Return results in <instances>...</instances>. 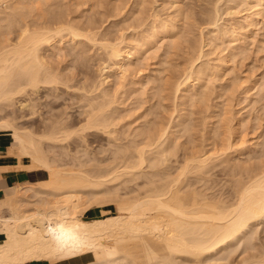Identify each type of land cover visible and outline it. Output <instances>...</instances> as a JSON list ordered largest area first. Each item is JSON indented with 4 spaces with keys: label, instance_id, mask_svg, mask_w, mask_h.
<instances>
[{
    "label": "bare ground",
    "instance_id": "1",
    "mask_svg": "<svg viewBox=\"0 0 264 264\" xmlns=\"http://www.w3.org/2000/svg\"><path fill=\"white\" fill-rule=\"evenodd\" d=\"M30 1L29 0H3L2 3L4 2V5L1 6L2 4H0V136H2L3 138H5V137L7 138L8 150L6 151V153H4V155L14 156L17 159H19V164H17V166H14L13 168H15V169L43 168L47 171L48 175L42 181L17 183L14 186L5 189L3 197H0V235H3V237L0 238V264H21L24 261L32 260V259H34V260L43 259V260H47L51 263H56V262L58 263L59 261H64V260H72V261L77 260L78 262H82V264H184V262L185 263L189 262V264L190 263H192V264H203L204 263L203 257H205L206 254H208L210 252H214V251L219 252V250L224 251L227 248V245L231 244V242H233L234 239L236 240L241 233L245 234L243 232H246L245 230L254 221L264 217V163L263 162H261V164H260V165L263 164V166L261 167L259 165V168H257L258 167L257 166L255 168L256 171H254L253 173L250 170L252 169V167L254 165L251 167L250 170H248L249 173H248V171L245 170L248 167L245 166L246 167V168L244 167L245 169L242 168L243 170H245L248 173V176L240 173L241 171H243V170L240 171V169H239L240 172L237 171V173H235V174H238L240 176L239 178L237 177L238 175H235L237 177V179L236 178L233 179L234 174L232 176L230 175L231 176L230 178H232L233 181L235 180L234 183L237 184V185H235L237 187V189H236V197H234V201L229 200L230 202H227L228 200H222L220 198L217 199L218 196H217V198L216 197L214 198V196L212 198L211 196H208V194L205 193L206 192L205 190H203V191H205V192H203L199 188H198V190H196V188H192L194 190L186 189L189 191L183 190V188L185 187L184 185L186 184V183H184V185L182 184L183 177H186L188 175L187 173L193 171L194 168H195V171H196V168L199 170H205L206 165H207V161L210 160L212 162V160L216 159V158L213 159L209 155L211 153V151L213 152L215 149L211 150V151L209 150L210 151L209 154H208V152L206 153V155L208 154L210 157L209 156L201 157L202 155L201 156L196 155L197 157L194 156V163L195 164L193 162L192 163H189V162L186 163V165L179 172L178 177H176L172 180H170V178H169L168 181L159 183V181H162L166 177L164 175L167 174V172H168V171H162L163 169L159 171V167L162 166L164 163H166L168 161V159H170L169 158L170 153H173V150L175 149L174 148L175 145L173 146V144H171L169 142L171 140L170 137L174 134L173 132H172V135H170L168 133V128H170V127L158 128L159 126L158 127L151 126L145 131H143L142 127H141V131H139L140 130V125H139L138 130H137L139 132L136 134L137 135L139 134V136L140 135L144 136L143 139L141 137V139H142V140L140 139L141 141L135 140L136 138L139 137L136 135L137 137L135 139H132L131 137L129 138V136H128L129 139H127V141L128 140L129 141L126 142V137H124L122 135L125 138V142H123L124 141V138H123L122 143H120L121 141H118V139L120 138L119 140H121L122 138L121 137L118 138V136H114V133L116 132L115 126H116L117 122H119V120L117 121V119H121V117L119 118L120 115L117 112L121 111L123 109V107L125 106L124 105L121 109V103H123L125 101L122 97L125 92L122 94L123 90H122V92H120L119 89L112 90V85L109 84L110 85L109 86L108 83H111L113 80L111 78H114V77H116L114 79L115 81L117 80V78H118V80L120 78V81H122L123 77H125L124 80L126 82L127 74H129V73L126 74V72L130 68H132V66L134 64L136 65V62L139 63V61H140L139 60V61L134 62L135 57L137 58V57H139V55H142V54H139V53H141V51H143L149 44L153 45V43L156 42L155 40L152 41L153 38L151 40H149V38L153 37L154 35H151V37L146 38L148 40H146V41L144 40V42L140 40V38L142 39L143 36L140 37L138 39L139 42L136 40L139 43L138 46L136 44H135L136 46H133L132 43L130 42V40L128 39V37H130V39H132L131 38L132 34L131 35L129 34V36H128V34H126L125 32H122V31L120 34H118L119 36L117 34H115L118 37L115 39L113 38L114 40L108 38L107 34L104 31L99 30L100 26H98V20L93 19V17H92V19H88V20H84V21L81 20L82 11L80 12L78 10L79 9L78 6L86 4L88 2V0H72L73 5H76L77 8H72L71 10L67 9L68 11L62 10L58 6H56V8L58 7V9H54V7H55L54 3H53L54 1H51V0H33V1H35L34 3L36 5L33 2H32L33 3L32 4ZM258 2H260V1H258ZM97 3H98V1H97ZM92 4L94 5L95 3H92ZM93 5H91V6H93ZM114 7H113V9H114ZM178 7H180V6H178ZM116 8H118V10H119L120 7L117 6ZM179 9H181V7ZM177 11H180V10H176V12ZM177 13H179V12H177ZM163 22H165V21H163ZM160 24L161 23H159V25ZM32 25H33V28H32ZM171 26H173V25H170L169 27H171ZM127 27L128 26H125V29ZM169 27L168 26L167 27L161 26L158 29L156 28L157 30L155 28H153L154 30H156L154 32L155 37L157 38L158 35H160V34L163 35V34L167 33L169 31ZM129 28L131 29V26ZM130 29L127 28V30H130ZM146 29H148V27ZM15 31L17 32V35H16ZM13 32H15L16 37L11 36V34ZM131 33H133V32L131 31ZM138 33L140 34V32H138ZM170 33H171V31H170ZM181 33H179V35L182 38L183 33H182V35H181ZM142 34H143V32H142ZM151 34H153V32ZM203 34H205V33H203ZM173 35H174V32H173ZM161 37H163V36H161ZM235 37L237 38L238 36H235ZM56 38H59L58 44L53 42V40ZM135 39H136V37H135ZM144 39H145V36H144ZM167 39L168 38L166 37L165 38L166 42H169V40H167ZM169 39H172V38L169 37ZM173 39L176 40L175 37ZM173 39H172V41H173ZM83 40L86 41L87 44L89 43V44H91V46L99 47L100 49H102L101 51H104L103 53H104L105 57L102 56L104 59H101L103 61L99 60L100 63L101 62L104 63V64L102 63L103 66L100 65L102 70H103L102 71L103 76L100 75L101 79L100 78H99V80L97 79L98 81H96V80L88 81V79L83 80L82 78L84 77V75H83V77L80 76L81 78L78 79L77 77H79V75H80L79 73L83 72L82 69L76 74L70 73V74L65 75L61 72L62 67H61V69H59V67L57 68V66L52 65L49 61L50 53H52L50 51H55L54 49H56V47L59 49V51H60V49H61V51H62V49H64L65 44H72L76 48L82 44L86 45V42L84 43ZM132 40H134V39H132ZM162 40L165 41L164 39H162ZM186 40H188V39H186ZM210 40L211 39H209V41ZM56 41L58 42V40H56ZM151 41L153 43H151ZM238 41H239V39L237 40V43H238ZM176 42H178L177 44L181 43V45H182L183 42H185V41L182 40V42H181V39H180V42L179 41H176ZM210 42H212V40ZM210 42H209V44H210ZM162 43H164V42H161V44ZM169 43H168L167 48H169V46L173 47V45H169ZM174 43L175 42H173L172 44H174ZM207 43H208V41H207ZM181 45H179V46L177 45L178 48ZM202 45H203V42H202ZM202 45H201V47H202ZM158 46H156V47H158ZM65 47H66V45H65ZM199 47L197 46L198 50H200ZM234 47H235V44H234ZM173 48H175V47H173ZM215 48H216V46H215ZM216 49H218V47ZM234 49H236V48H234ZM79 50H81V48H79ZM168 50H170V49H168ZM242 50H243V48H242ZM85 51L86 50L83 49L81 52L84 53ZM151 51H152V47H151ZM237 51H239V50H237ZM77 53L79 54L80 51ZM231 53H233V52H231ZM234 53L237 56L238 52L237 53L234 52ZM240 53H242L241 50H240ZM227 54H228V52H227ZM227 54H225V55H227ZM191 55H193V54H191ZM196 55L197 54H195V58H193L194 55L192 57L190 56L191 60H192V58H193V60L196 59ZM231 55H233V54H231ZM100 56H101V54H100ZM143 56L146 57L145 55H143ZM144 57H143V59H144ZM84 58H83V62H84ZM139 58H141V57H139ZM218 58L222 59L221 60L222 62L220 64L223 65V60H224L223 56L220 57V54H219ZM80 59H82V58H80ZM209 59H211V58H209ZM209 59L207 58L208 62H209ZM225 59H226V57H225ZM200 60H201V58H200ZM162 61H163V59H162ZM82 63L80 62V64H82ZM207 63H205L203 65H206ZM80 64L78 65V67L80 66ZM168 64H169V62H168ZM191 64H192L191 67L189 66L190 63H189V65L187 64L189 66V69L186 72H188V73L186 75L183 74L184 77L186 76L185 80H187V79L190 80L195 76V78L199 79L200 81L201 80L204 81L205 79H201L203 77V73H204V71H203L204 69H202L204 66L201 67V64H199V67H196L198 69H195L193 61L191 62ZM83 65L84 64H82V66ZM135 65H134V67H135ZM187 65H185V66H187ZM215 67H216V65H215ZM215 67H213L214 68L213 70L217 69V68L215 69ZM185 68L183 69V71L185 70ZM135 69H137V65H136V68H134V70ZM207 69H209V68L207 67ZM138 70H139V68H138ZM155 70L156 71L153 73H156L158 69L155 68ZM159 70H161V69H159ZM213 70L210 69V71H213ZM133 71H130V72H133ZM162 71L163 72H158V74H160V73L165 74V72H164V71H166L165 67H164V70H162ZM210 71H209V73H210ZM229 71L230 70H228V73H229ZM186 72H184V73H186ZM133 74H136V72L134 71ZM158 74H156L157 79L155 78L156 83H157V80L160 78L158 76H160V75L162 76V74H160V75H158ZM215 74H216V71H215ZM215 74H213V75L215 76ZM222 74H223V72H222ZM230 74H232V73H230ZM144 75H143V77H144ZM166 75H164V78L167 77ZM211 75H212V73H211ZM213 75L211 77H213ZM216 75L217 76H215V77L218 78V74H216ZM132 76L133 75H131V77ZM205 76H208V75L206 74ZM224 76H225V74H224ZM85 77H87V74ZM181 77H180V81L182 79ZM221 77H223V76H221ZM232 77H233V75H232ZM121 78H122V80H121ZM150 78H149V80H150ZM161 78L164 79L163 76ZM161 78H160V81L158 80L159 82H161ZM178 78L175 80H179ZM213 78H211V79H213ZM231 78H230V80H232ZM145 79H147V78H145ZM169 79L171 81V79H173V78H169ZM219 79H221V78H219ZM153 80L151 79V81H153ZM165 80H166V78H165ZM165 80H162V81H165ZM131 82H133V81H131ZM138 82L139 81H137V83H136V81H135L136 84H140V86H142L141 83H138ZM177 82L178 81H175V83L174 82L173 83L176 84ZM204 82L206 83V81H204ZM225 82L223 84L226 85L227 82L226 83ZM231 82H233V80ZM168 83H172V82H169V80H168ZM168 83H167V85H169ZM209 83H211V80ZM60 84H62L63 86H66L65 87L66 89L67 88H69V89L73 88L74 91H76V90L78 91L77 93H75L76 95L75 94L74 95L78 98L76 100H79L78 106H80V107H77V110H78V108H81L79 110V113L83 116V119L85 120V122L83 121L84 123L82 122L83 124H81L79 126L76 125L77 122H76V120H73V118L70 117V112L68 113V111H62V110L56 109L55 103H53L54 99L50 98V97L52 95L56 94L54 92V89H57V91H58ZM144 84H143V86H144L143 88H146L149 85L148 83H147V86H145L146 84L145 85ZM154 84H152L153 85L152 87H154L155 85H158V84H155V85ZM159 84L162 87L157 86L158 88L155 87V88H157L156 90H159L160 88L161 89L164 88L161 83H159ZM182 84L184 85L185 82L184 83L182 82ZM182 84L179 83V86L176 85L178 87L177 91L183 87L182 86L180 88V86ZM191 85H193V83ZM208 85H210V84H208ZM121 86L124 87L123 84ZM170 86H171L170 87V89H171L173 87V85L171 84ZM126 87L128 88L127 85H126ZM129 87H131V86H129ZM228 87H230V86L228 85ZM117 88H118V86H117ZM137 88H138V86H137ZM139 88H141V87H139ZM211 88H212V85H211ZM222 88H224V87H222ZM66 89H64V92ZM164 89H167V88H164ZM164 89H162V90L164 91ZM205 89H207V91H208L209 87L206 86ZM226 89H227V87L224 90H226ZM144 90L145 89H143V91H142V89H141L140 91H142L144 94H146L147 93L146 91H148L149 89L146 88V91H145L146 93L144 92ZM162 90H159L160 94L162 93ZM215 90H218V89H215ZM224 90L223 91L221 90V92H224ZM140 91L138 90V92H140ZM152 91H153V89H152ZM154 91H153V94H154ZM173 91H176V90L173 89ZM202 91L204 92L205 90H202ZM142 92L139 94L143 95ZM167 92H168V90H167ZM182 92H183V90H182ZM186 92L187 91L184 92V95ZM201 92H198L199 95L201 94ZM176 93H179V91ZM176 93H174V94H176ZM190 93H189V95H190ZM195 93H197V91ZM127 94H130V93L127 92ZM131 94H133V93H131ZM137 94L138 93H136V97L138 98ZM147 94H149V93H147ZM157 94L158 93H155L153 99H155V96ZM222 94H224V93H222ZM222 94H221V96H223ZM133 95H135V94H133ZM165 95H166V93H165ZM193 95L194 94H191L190 97L192 98ZM196 95H198V94H196ZM205 95L207 96V92ZM209 95L207 97H211V94H209ZM75 96H73L74 98H72V99H75ZM143 96H145V95H143ZM143 96L140 95L139 99H141V97H143ZM167 96H168V94H167ZM146 97H148V96H146ZM152 97H153V95H152ZM159 97L161 100V96H159V94H158L157 99ZM185 97H187V95L183 96V98H185ZM203 97L204 96H201L200 100L203 101V99H202ZM207 97L205 99H207ZM139 99H136V100L139 101ZM147 99L148 98H146V99L142 98V100H147ZM181 99H182V97H181ZM209 99L210 98H208L206 101H208ZM129 100H130V98H129ZM173 100H174V98H173ZM195 100H197V99H194L193 102ZM200 100L198 97L199 103H200ZM175 101H176V99H175ZM127 102L128 101H126V104H127ZM157 103H158V101H157ZM161 103H162V101H161ZM180 103L182 106L183 103L181 100H180ZM180 103H178V104H180ZM135 104L133 103V105H135ZM188 104H189V102H188ZM191 104H189V105L192 106ZM208 104H209V102H208ZM218 104H221V103H218ZM141 105L143 106V103ZM151 105H153V103ZM162 105L164 106V104H162ZM186 105H187V103H186ZM189 105H188V108H191V107H189ZM128 106H127V108H128ZM130 106H131V104H130ZM158 106H159V104H158ZM176 106H179V105H176ZM193 106H194V103H193ZM218 106H220V105H218ZM57 108H59V106ZM119 108L121 110H119ZM183 108H184V106H183ZM225 108H226V106L224 107V109ZM137 109H139V108H137ZM155 109H156V107L154 108V110ZM177 109H180V108H177ZM184 109H182V112L184 111ZM63 110H64V108H63ZM134 110L135 109L133 108V111ZM186 110H185V112H186ZM191 110H192V108H191ZM226 110L227 109H225V111ZM148 111H150V108ZM148 111H147V113H148ZM151 111L153 114L154 111L153 110H151ZM122 112L123 111H121V113ZM125 112H126V110H125ZM218 112H219V110H218ZM190 113H192V112H190ZM190 113H187V115ZM156 115L158 116V114H156ZM179 115H180V113H179ZM179 115L177 113L176 117H179ZM184 115L186 116V114H184ZM214 115H213V117H214ZM219 115L221 116V114H219ZM80 116H78V117L80 118ZM160 116H161V118H163L162 115H160ZM163 116L165 117V115H163ZM182 116L183 115H181V117ZM191 116L190 117L186 116L185 118L186 119L189 118V121H191V119H192ZM143 117L144 116H142V118ZM74 118L76 119V117H74ZM145 118H143V119H145ZM152 118H153L152 121H154L155 117H152ZM136 119H137V117H136ZM222 119H224V118H222ZM127 120H125L126 121L125 123L129 122L131 119L129 121H127ZM134 120H135V118H134ZM167 120H168V118L165 119L166 122H167ZM80 121H82V120L78 121L79 124L81 123ZM152 121H150V123L149 122L148 123L151 124ZM165 121H163V122L165 123ZM178 121H179V119H178ZM223 121H221V122H223ZM132 122H134V121H132ZM163 122H162V124H163ZM170 122H173V121H170ZM174 122L176 123V121H174ZM191 122H189V126L192 125ZM218 122H217V125L219 126L220 123L218 124ZM181 123H182V121H181ZM229 123L227 122L228 125H229ZM124 124L122 125L123 127H124ZM139 124H141V123H139ZM143 124H145V123H143ZM172 124L174 125V123H172ZM206 124H207V122H205V126H206ZM128 125H126V126H128ZM167 125L169 126V124H167ZM179 125H180V123H179ZM181 125H183V124H181ZM212 125H213V123H212ZM221 125H222V123H221ZM224 125H225V123H224ZM119 126H120V124H119ZM119 126H117V127H119ZM130 126H128V129L130 128ZM136 126L135 127L131 126V129H132V127H134L136 130ZM141 126H142V124H141ZM144 126H146V125H144ZM162 126H165V125L163 124ZM235 126L236 125H234V127ZM178 127H180V126H177V128ZM183 127H184V125H183ZM192 127H194V126H191V129H193ZM207 127H208V124H207ZM210 127H212V126H210ZM224 127L225 126H223L222 128L224 129ZM177 128H176V130H177ZM229 128L231 129V127H229ZM94 129H98V131L105 132L106 134H109V136L113 137V138L110 137L111 139L109 141H110V144L115 146V148L111 150L112 152L109 156V159H111V160L108 162V164H109V167L112 166V170H113L114 174L110 175V171L108 170L109 176L106 175V174H108V173H106L108 167L105 165L104 166L101 165L102 162L105 161V158L100 157L101 155L100 156L98 155V158H97L98 164L96 165V163H95L93 166V169H90L92 166L91 167L87 166V162L89 160L88 159H82L83 157H81V155L76 156V160H77L76 163L77 164H75L74 167H67V168L64 167L63 168V167H61L62 164L60 165L58 163V160L56 159L57 157H55V155H52L53 153L51 155L48 153L49 149H56V147H59V145H62L61 143L63 141L70 138L74 134L82 137L81 139H83V137L85 136L84 133L87 130L95 131ZM117 129H119V128H117ZM131 129H129L127 131L130 132ZM174 129H175V127H174ZM187 129H185V131ZM191 129L189 128L188 131H190ZM213 129H212V131H213ZM218 129L219 128H217V130ZM135 130H133V132ZM169 130H171V128ZM121 131H123V130H121ZM121 131H120V133L123 134V132H121ZM208 131H210V130H208ZM227 131L229 133V130H227V126H226L225 132H227ZM234 131L236 132V130H234ZM87 133H89V132H86V134ZM181 133L183 134V132H181ZM190 133L188 134V136H190ZM216 133H217V131H216ZM216 133H215V135H217ZM213 134H214V132H213ZM227 134H226V137L229 136V134L228 135ZM134 135H135V132H134ZM180 135L181 134H179V136ZM191 135H192V137L190 136L191 139L192 138L194 139L193 134H191ZM78 136H75V137H77V139L79 140L80 138ZM181 136H183V135H181ZM132 137H133V135H132ZM176 137H177V135L175 136V138ZM185 137H187V136L185 135ZM190 137H188V139ZM229 137H231V135ZM191 139H189V140H191ZM226 140H228V137ZM186 141H188V140H186ZM223 141H225V140H223ZM189 142L192 143V141H189ZM221 142H222V139H221ZM225 142L227 144V141H225ZM176 143H178V142H176ZM181 143H182L181 145H183V144L185 145L184 142H181ZM193 145L195 146V144H193ZM215 145H217V144H215ZM215 145L213 147H215ZM224 145L225 144L223 143V146ZM83 146H84V144H83ZM62 147H64V146H62ZM186 147L189 148L188 146H185L184 149ZM237 147H238V145H237ZM199 148L197 147V149H199ZM217 148H218V146H217ZM217 148H216V150H217ZM226 148L227 147L225 146L224 149H226ZM241 148L239 147L240 150H241ZM89 149H91V148H89ZM107 149H108V147H107ZM179 149L181 150V148H179ZM184 149L182 151H184ZM190 149H192V148H190ZM220 149H219V151H220ZM229 149L232 150L235 148H229ZM194 150H195V148L193 149V151ZM201 150H203V149H201ZM205 150L206 149H204V151ZM235 150H237V148ZM199 151H200V149H199ZM76 152H79V150L77 149ZM87 152H88V150H87ZM186 152H187V150H186ZM188 152H189V150H188ZM190 152H191V150H190ZM218 152L216 151V153H218ZM222 152H224V151H222ZM220 153H218V154L220 155ZM227 153H228V151H227ZM228 154H230V153H228ZM217 157L219 158V156H217ZM208 158H212V159L208 160ZM59 160H60V158H59ZM90 161L88 163H90ZM70 163H72V162H70ZM145 163H147L148 166L150 167L149 171L143 170L144 166L146 165ZM108 164H106V165H108ZM88 165H90V164H88ZM208 165H209V162H208ZM10 166L12 167V165H10ZM10 166L9 167L0 166V175H5L8 171V169L11 168ZM95 166H97L98 168L100 167L99 169L104 168V169H101L103 171L101 173H104V174L101 175V173L99 172V174H100L99 177H104L103 175H105V177L108 178L111 176L110 179L109 178L108 179L105 178V180L99 179L97 174H94V172L97 171V169H98ZM167 166L168 165H166V167ZM94 167L96 168V170H94ZM120 168H122V169H120ZM109 169H111V168H109ZM92 170H94V171L92 172ZM101 170H99V171H101ZM232 170H234V169H232ZM236 170H238V169L236 168ZM97 172H95V173H97ZM238 172L240 174H242L243 176H245L246 179L243 180V178H242L243 176L240 175ZM193 174H195V173L193 172ZM127 176L129 179H126ZM141 177L145 178L144 184L145 185L147 184V186H148L147 190L144 191L145 193L143 195L140 194L139 190H138L139 191L138 194L136 192V196H135V194H133L134 197H133V195H132V197H130V195L127 196V195L121 194L123 189H125L126 187H129L125 184L126 187L123 189H120L122 187V185H121L122 183L123 184L127 183L126 181H132L131 183H133V180L136 181L138 178H141ZM201 179H203V178L201 177ZM184 180H186V179H184ZM113 181H115V183L117 182V184L114 185L112 183ZM121 181H125V182H121ZM206 181H207V178H206ZM108 182L113 184L112 185L113 187L115 186L114 188L112 187L109 190L110 192L108 190H106L107 192L105 190L104 191L101 190V192H100V190L99 191L96 190V189H99L100 185L102 188L108 189L110 187L109 185H111V184H109L107 186L108 187L107 188L105 183H108ZM118 182H121V184H119ZM24 184H27V185L24 186ZM102 185L103 186L105 185V186L103 187ZM120 185H121V187H120ZM138 185H140V183H138ZM205 185H203V186H205ZM210 187H212V186H210ZM230 187H231V185H230ZM208 188L209 187H207V189ZM203 189H205V188H203ZM127 190H126V192H127ZM234 191L235 190H233V192ZM99 192H100V195H102L104 192L103 196L105 194H106V196H110V194L112 193L113 197L111 198V196H110L111 199H105L102 196V197H100V198H102L100 200L98 197V196H100ZM130 192H131V190H130ZM132 192H134V191L132 190ZM212 192H211V194H212ZM215 192H217V191H215ZM213 194H214V192H213ZM224 194H226V192H224ZM227 195H226V198H227ZM234 196H235V194H234ZM92 201L96 203L95 204L96 207H98V205H103V204L108 203V202H112V201H113L112 203L116 202L117 208L120 211V215L107 214L103 217L90 218V219H86V218L82 217L81 214L90 209V202H92ZM4 210H7V213H4ZM242 234L240 236H242ZM225 246H226V248H225ZM222 249H224V250H222ZM262 252L264 253V251H262ZM258 253H260V255L257 254L258 255L257 258H256V254L253 255L256 259L250 257L252 259H251V261H248L245 258L243 261H241L240 263H237V264H264V254H261V252H258ZM221 254H223V253H221ZM260 256H261V258H259ZM186 261H188V262H186ZM210 263H208V264H210ZM204 264H207V263H204ZM212 264H215V263H212ZM218 264H221V263H218ZM224 264H226V263H224Z\"/></svg>",
    "mask_w": 264,
    "mask_h": 264
},
{
    "label": "rangeland",
    "instance_id": "2",
    "mask_svg": "<svg viewBox=\"0 0 264 264\" xmlns=\"http://www.w3.org/2000/svg\"><path fill=\"white\" fill-rule=\"evenodd\" d=\"M2 1L3 0H0V4H2L1 6L4 5V2L2 3ZM51 1H54L53 2L54 6H55V7L53 6L54 9H58V7L61 8L62 10H67V9L71 10L72 8H77L76 5H73L72 0H51ZM97 1H98V3H97ZM258 1H260V2L262 1L261 2L262 4ZM30 2L34 3L35 1L31 0ZM92 3H95V4L93 5ZM91 5H93V6H91ZM56 6H58V7L56 8ZM117 6L120 7L119 10H118V8H116ZM178 6H180L181 9H179L180 7H178ZM113 7H114V9H113ZM78 8H79L78 10L80 12L82 11V14H81L82 15V17H81L82 21L92 19V17H93V19L98 20V26H100L99 30L104 31L107 34L108 38H110V39L117 38L119 36L118 34H120L122 31V32H125L126 34H128V36H129V34L130 35L132 34L131 38L134 40L130 39V37H128V39L130 40V42L132 43L133 46H136V45L138 46V44H139L138 39L142 36H143L142 37L143 40L141 38H140V40L143 42H144V40L145 41L148 40L146 38L151 37V35H154V36L149 38V40H151L153 38L152 41H154V40L156 41L155 43H153L151 41V43H153V45L149 44L145 48L146 50L144 49L143 51H141V53H139L142 55L138 54L139 57H141V58L135 57L134 62L139 61V60L140 61H139V63L136 62L137 69L134 70V68H136V65L134 64L135 67L133 65L132 66L133 69L130 68L126 72V74L129 73V74H127L126 82L124 80L125 77H123L124 81L122 80V78H121L122 81H120V78H119V80L117 78V80H116L118 82L117 83L114 80L116 77L113 76L114 78H111V79H113L112 82L108 83V85L109 84L112 85V90L119 89L120 92H122V90H123L122 94L125 92L122 96L125 101L123 103H121V109L124 105L126 107L124 106L122 110L119 108V110L123 111L122 113H121V111L117 112V113H119V115H120L119 118L121 117V119H117V121L119 120L120 123L116 121L117 122V124L115 126L116 132L114 133V136H118V138L119 137L122 138L121 140H119L120 139L119 138L118 141H121L120 143H122L124 137H126V142L129 141V140L127 141V139H129L130 137L132 139H135L137 136H139V134L137 135L136 133L141 131V127H142L143 131L147 130L151 126H153V127L159 126L158 128L170 127L171 130H169L170 128H168V133L170 135H172V132H173L174 134L172 136L174 138L171 136L170 137L171 140L169 139L170 140L169 142L171 144H173V146L175 145L174 148L176 150L174 149L173 153H170L169 158L171 160L168 159V161L166 163H164L162 166L159 167V171L162 169H163L162 171H168L167 174L164 175L166 177L162 181H159V183L166 182L169 180V178H170V180H172V179L178 177L179 172L186 165V163H188V162L194 163V156L197 157L198 155H200V156L202 155L201 157H203V156L205 157V156L210 155L213 159L216 158L217 160L214 159L211 162L209 159H212V158H208L209 161H207V165H206L205 170H199L196 168V171H195V168H194L193 171H191L192 173L191 172L187 173L188 175L186 177H183L182 184L183 185H184V183L187 184V185L186 184L184 185L185 187L183 186L185 188V189L183 188V190H186V189L194 190L192 188H196V190H198V188H199L201 191L205 190L206 192L205 191H203V192H205L206 194H208V196H211L212 198H213V196H214V198L215 197L217 198V196H218L217 199L220 198L222 200H228L227 202H230L229 200L234 201V197H236V189H237V187L235 185H237V184L234 183L235 180L233 181L232 178H230V177L233 174H234V176L238 175L235 173H237V171H239V169H240V171L243 170L242 168H244L245 166L248 168L245 167L246 169L245 168L244 169L246 171H248L254 165L252 167L253 170L252 169L250 170L253 173L254 171H256L255 168L257 166H258L257 168H259V165L261 164V162L264 163V9H263L264 8V0H88V2L86 4L78 6ZM176 10H180V11H177L179 13H177ZM163 21H165V22H163ZM159 23H161V24L159 25ZM170 25H173V26L169 27ZM125 26H128L127 27L128 29H130L129 27L131 26V29L130 30H127V28L125 29ZM161 26H166V27L168 26L169 31L163 35L162 34L158 35L156 38L154 32ZM147 27H148V29H146ZM32 28H33V25H32ZM153 28H155V29L157 28V29L154 30ZM131 31L133 33H131ZM151 31L153 32V34H151L152 33ZM170 31H171V33H170ZM15 32H13L11 34V36L16 37L17 32H16V35H15ZM138 32H140L141 35ZM142 32H143V34H142ZM173 32H174V35H173ZM178 32L183 33V35L181 33L182 38ZM203 33H205V34H203ZM115 34H117L118 36H116ZM144 36H145V39H144ZM159 36L160 37L163 36L164 38L163 37L160 38ZM235 36H238L237 37L239 39L238 43H237L238 39ZM135 37H136V39H135ZM166 37L168 38L167 40H169L170 43L166 42V40H165ZM169 37L172 39L175 37L176 40L173 39V41H172V39H169ZM162 39H164L165 41H163ZM180 39H181V42H182V40L185 41V42H183L182 45H181V43L177 44L178 42H176V41L180 42ZM186 39H188V40H186ZM209 39H211L212 42H210L211 40L209 41ZM56 40H58V42ZM160 41L164 42V43H162L163 45L161 44ZM201 41L203 42V45H202ZM207 41H208V43H207ZM53 42L58 44L59 38L54 39ZM85 42L86 41H84V43ZM173 42H175L176 44L175 43L172 44ZM209 42H210V44H209ZM168 43H169V45H173V47H175V48H173L172 46H171L172 48L170 46H169V48H167ZM200 44L202 45V47ZM234 44H235V47H234ZM65 45H66V47H65ZM65 45H64V49H62V51H61V49L59 51V49L57 47H56V49H54L56 52L50 51L52 53H50L49 61L52 65L57 66V68L59 67V69H61V67H62L61 72L65 75L70 74V73L76 74L82 69L83 72L79 73L80 75H79V77H77L78 79L83 77V75H84V77L82 78L83 80L88 79V81H91V80L92 81H94V80L98 81L99 78L101 79V76H103V74H102L103 70H102L101 66H103L104 63L103 62L100 63V61H103L101 59H104L103 57H105L104 53H103L104 51H101L102 49H100L99 47L91 46V44H89V43L87 44V42H86V45L82 44L76 48L72 44H65ZM177 45L178 46L181 45V46L178 48ZM156 46H158V47H156ZM197 46L198 47L200 46L199 47L200 50H198ZM215 46H216V48L218 47V49H216ZM151 47H152V51H151ZM79 48H81V50H79ZM234 48H236V49H234ZM242 48H243V50H242ZM83 49L86 50L84 53L81 52ZM168 49H170V50H168ZM237 50H239V51H237ZM240 50L242 51V53H240ZM79 51L81 54L77 53ZM193 52L195 54H197L196 59H194V60H193V58H195V54ZM227 52H228V54H227ZM231 52H233V53H231ZM234 52H236V53L238 52L237 56ZM230 53L233 55H231ZM100 54H101V56H100ZM191 54L194 55L192 60H191V57L193 55H191ZM219 54H220V57L223 56V58H224L223 65L220 64L222 62L221 61L222 59L218 58ZM225 54H227V55H225ZM143 55H145L146 57H144ZM143 57H144V59H143ZM225 57H226V59H225ZM80 58H82V59H80ZM83 58H84V62H83ZM200 58H201V60H200ZM207 58L208 59L211 58V59H209V62L207 61ZM162 59H163V61H162ZM192 61H193L195 69H198L196 67H199V64H201V67L204 66L202 69H204L203 71L205 74L203 73L204 78L202 77L201 79H205L204 81H206L207 84L204 81H202V80L200 81L199 79L195 78V76L193 77L194 79L192 78L190 80L189 79L185 80L186 76L184 77L183 74L186 75L188 73L186 71H188L189 66L191 67ZM80 62L81 63L83 62L82 64H84V65L82 66V64H80ZM168 62H169V64H168ZM189 63H190V65H189ZM205 63H207L206 64L207 66L203 65ZM79 64H80V66H79L80 68L78 67ZM185 65H187V66H185ZM215 65H216V67H215ZM164 67H165L166 71L167 72L169 71V72L167 73L166 71H164L165 74L164 73H160V74H162L163 78H164V75L167 74L166 75L167 77H165L166 80H165V78L162 79L161 78L162 76L160 74H158V72H163L162 70H164ZM207 67L209 69H207ZM213 67H215V69L216 68L217 69L213 70L214 69ZM138 68H139V70H138ZM155 68L158 70L156 73H153L156 71ZM184 68H185V70L183 71ZM159 69H161V70H159ZM210 69H212L213 71H210ZM133 70L136 72V74H133L134 73ZM228 70H230L229 73H228ZM130 71H133V72H130ZM209 71H210V73H209ZM215 71H216V74H218V78L215 77V76H217L215 74ZM184 72H186V73H184ZM222 72H223V74H222ZM211 73H212V75L215 74V76L213 75L214 78L211 77L212 76ZM230 73H232V74H230ZM86 74H87V77H85ZM130 74L133 76L131 77ZM156 74L160 75L158 77L161 78V82H159L160 81V78H159L158 79L159 81L157 80V83H156V79H157ZM206 74L208 76L210 75L209 76L210 78L208 76H205ZM224 74H225V76H224ZM143 75L147 79H145L143 77ZM232 75H233V77H232ZM147 76L149 78L151 77L150 80ZM221 76H223V77H221ZM180 77L182 78L181 81H180ZM169 78H173L174 80L178 78L179 80H175V81H178L177 82L178 84L177 83L174 84L175 81L173 79H171V81H170ZM211 78H213V79H211ZM219 78H221V79H219ZM230 78L233 80V82H231L232 80H230ZM151 79L152 80L154 79L153 80L154 82L151 81ZM130 80L133 81L134 83L131 82ZM162 80H165V81H162ZM168 80H169V82H172V83H168ZM210 80H211V83H209ZM135 81H136V83H137V81H139L138 83H141L142 86H140V84H136ZM166 82L169 85H167ZM182 82L183 83L185 82L186 85L185 84L183 85ZM224 82L226 83V85L223 84ZM147 83L149 84L148 86H147ZM154 83L158 84V85H155ZM159 83H161L163 85V87L167 88V89L162 88V89H164V91H163L160 88L162 86ZM179 83L182 84L180 86V88L182 86L184 88L182 87L183 89L181 88L180 90H178L179 93H176V92H178L177 91L178 87L176 85L179 86ZM190 83L191 84L193 83V85H191ZM122 84L124 85L125 88L123 86H121ZM143 84L145 86H147L146 88L149 89L148 91H146V88H143L144 87ZM152 84H154L155 86L152 87L153 86ZM171 84L173 85V87L170 89ZM208 84H210V85H208ZM126 85L128 86V88L126 87ZM211 85H212V88H211ZM228 85L230 87H228ZM117 86H118V88H117ZM129 86H131V87H129ZM137 86H138V88H137ZM157 86H160L159 90H162V93H161L162 95L160 94L159 90H156L158 88ZM206 86L209 87L208 91H207V89H205ZM221 86L224 88H222ZM65 87L66 86H63L62 84H60L58 91H57V89H54V92L56 94L52 95L50 98L54 99L53 103H55L56 109L62 110V111H68V113L70 112V117L73 118V120H76V122L78 124L76 122L75 123H76V125L79 126V125L83 124L85 122V120L83 119V116L79 113V110L81 108H78V110H77V107H80V106H78L79 100H76L78 98L75 96L76 95L75 93H77L78 91L77 90L74 91L73 88H71V89L67 88L68 89L67 90ZM139 87H141V88H139ZM155 87H157V88H155ZM226 87H227V89L224 90ZM64 89H66L65 92H64ZM141 89H142V91H143V89H145L144 92L146 91L149 94H147L146 92H145L146 94H144L142 91H140ZM152 89H153V91L155 90L154 94H153ZM173 89H175L176 91H173ZM215 89H218L219 91L215 90ZM138 90L140 92H138ZM167 90H168V92H167ZM182 90H183V92H182ZM202 90H205L207 92V96L209 94H211V97H207L205 95L206 92L205 91L203 92ZM221 90L222 91L224 90V92H221ZM185 91H187V92L184 95ZM196 91H197V93H195ZM127 92L130 94H127ZM141 92L145 96H143L142 94H139ZM164 92L166 93V95ZM198 92H201L200 95L204 96L202 98L203 101L200 100L201 96L199 95ZM131 93H133L135 95H133ZM136 93L139 94V95L137 94L138 98L136 97ZM155 93H158L159 96H161V100H160V97L157 99L158 94L156 95L157 97L155 96L156 100L153 99ZM174 93H176V94H174ZM189 93H190V95H189ZM222 93H224V94H222ZM167 94H168V96H167ZM191 94H194L193 95L194 97L192 96V98H191L190 97ZM196 94H198V95H196ZM221 94L223 96H221ZM140 95L143 96V97H141V99H139ZM152 95H153V97H152ZM186 95H187V97L183 98V96H186ZM73 96H75V99H72V98H74ZM146 96H148V97H146ZM128 97L130 98V100ZM181 97H182V99H181ZM198 97H199L201 104L198 101ZM206 97H207V99L208 98H210V99L208 101H206L207 100V99H205ZM142 98H145V99L148 98L147 99L148 101L142 100ZM173 98H174V100H173ZM136 99H139V101ZM175 99H176V101H175ZM194 99H197V100H195L193 102ZM180 100L182 101V103L185 101L187 103V105L184 102L181 106ZM126 101H128L131 104V106L128 102L126 104ZM157 101H158V103H157ZM161 101H162V103H161ZM132 102L134 104L135 103L136 104L133 105ZM151 102L153 103V105H151L152 104ZM188 102H189V104H191L193 102L194 106H193V103L191 104L192 106H190L188 104ZM208 102H209V104H208ZM142 103H143V106L141 105ZM178 103H180V104H178ZM218 103H221V104H218ZM158 104L160 107L158 106ZM162 104H164V106ZM176 105H179V106H176ZM188 105H189V107L192 108V110H191V108H188ZM218 105H220V106H218ZM58 106H59V108H57ZM127 106H128V108H127ZM183 106L185 109L183 108ZM225 106H226L225 109H227L226 111L224 109ZM155 107H156V109L154 110ZM176 107L180 108L181 110L177 109ZM63 108H64V110H63ZM133 108L135 109L134 111H133ZM137 108H139V109H137ZM149 108H150V111L153 110L156 114H158V116L154 112L152 114V111L151 112L148 111ZM182 109H184L183 112H182ZM125 110H126V112H125ZM185 110H186V112H185ZM218 110H219V112H218ZM147 111H148V113H147ZM190 112H192L193 114ZM177 113H178V115L180 113L179 117H176ZM183 113L186 114V116H188V117H190L192 115L191 116L192 119L190 118L192 122L189 121V118L186 119L185 118L186 116ZM187 113H190V114L187 115ZM219 114H221V116ZM141 115L144 116L143 118H145V117L146 118L148 117V118L143 119ZM160 115H162L163 118H161ZM163 115H165L166 118ZM181 115H183V116L181 117ZM213 115H214V117H213ZM216 115L217 116L219 115V116L217 117ZM78 116H80V118L81 117L82 118L80 119ZM74 117H76V119ZM136 117H137V119H136ZM152 117H155L154 121H152V119H153ZM134 118H135V120H134ZM167 118H168V120L166 122L165 119H167ZM222 118H224V119H222ZM178 119H179V121H178ZM79 120H82V121H80L81 122L80 124L78 122ZM125 120H127V121L130 120V121L125 123L126 122ZM162 120L165 121V123ZM132 121H134L135 123ZM150 121H152L151 122L152 125L149 124ZM170 121H173V122H170ZM174 121H176V123ZM181 121H182V123H181ZM221 121H223L225 123V125ZM162 122L165 126H162L163 125ZM189 122H191L192 125L189 126ZM205 122H207L209 128L207 127V124L205 126ZM217 122H218V124L220 123L219 126L217 125ZM227 122L228 123L230 122L229 125L227 124ZM139 123H141L142 126ZM143 123H145V124H143ZM172 123H174V125ZM179 123H180V125H179ZM212 123H213V125H212ZM221 123H222V125H221ZM119 124H120V126H119ZM123 124H124L125 128L122 126ZM167 124H169V126ZM181 124H183L184 127ZM126 125H128V126L131 125L134 127L137 125L136 130L134 127H132V129H131V126H130V128H129V129H131L130 132L132 131L130 133L129 131H127L129 129H128V126H126ZM139 125H140V130L137 131ZM144 125H146V126H144ZM234 125H236L237 127L236 126L234 127ZM117 126H119V127H117ZM177 126H180V127L177 128ZM191 126H194V127H192L193 129H191ZM210 126H212V127H210ZM223 126H225L224 129L222 128ZM226 126H227V130H229V133H228V131L225 132ZM174 127H175V129H174ZM229 127H231V129ZM117 128H119V129H117ZM176 128L178 131L176 130ZM189 128L191 129L190 131H188ZM217 128H219V129L217 130ZM185 129H187L186 130L187 132L185 131ZM212 129H213V131H212ZM91 130H87L86 132H89L87 134H86V132L84 133V135L86 137L84 136L83 139H81L82 137L74 134L75 136H78L80 139L78 140L77 137H75L73 135L70 138L63 141L61 143L62 145H59V147H56V149H49L48 153L50 155L53 153L52 155H55V157H57L56 159L58 160V163L60 165L62 164L61 167H63V168L64 167H66V168L67 167H74L75 164H77L76 163L77 162L76 156L81 155V157H83L82 159H88L89 161L91 160L90 163H88L89 161L87 162V166L88 167L92 166L90 169H93L94 164L95 163H96V165L98 164V160H97L98 155L99 156L101 155L100 157L105 158V161H103L101 165L102 166L105 165L108 167V168L106 167L107 172L106 171L105 172L108 173V170H109L110 175L114 174L113 170H112V166L109 167V164H108V162L111 160V159H109V156L112 152L111 150L115 148V146L110 144V141H109L113 137L109 136V134H106L105 132L98 131V129H94L95 131H91ZM121 130H123V131H121ZM133 130H135L134 131L135 135H134ZM208 130H210V131H208ZM234 130H236V132ZM120 131L123 132V134L120 133ZM216 131H217V133H216ZM181 132H183V134ZM213 132H214V134H213ZM189 133H190L191 137H192L191 134H193L194 139L193 138L191 139V137L188 136ZM215 133L217 135H215ZM227 133L229 134V136L231 135V137L227 136L228 140L231 143L228 140H226L227 139V137H226ZM175 134L177 135V137L179 136V134H181L183 136L180 135L178 138L177 137L175 138V136H176ZM132 135L134 138L132 137ZM185 135L187 137H185ZM128 136H129V138H128ZM0 137L3 138L2 136H0ZM139 137L136 138L135 140L141 141L144 138L143 135H140ZM141 137H142V139H141ZM188 137H190L189 139H191V140H189ZM3 139H5L7 142L6 137ZM221 139H222V142H221ZM186 140H188V141H186ZM223 140L227 141V144ZM189 141H192V143ZM123 142H125V138H124ZM176 142H178V143H176ZM181 142H184L185 145L184 144L181 145L182 144ZM223 143L225 144L224 146H223ZM235 143L238 145V147ZM83 144H84V146H83ZM193 144H195V146ZM215 144H217V145H215ZM214 145H215V147H213ZM62 146H64V147H62ZM185 146H188L189 148L186 147L184 149ZM217 146H218V148H217ZM225 146L228 149L229 148H235V149L237 148V150H235V149H232V150L229 149L228 150L227 148H226L227 149L226 150V149H224ZM107 147H108V149H107ZM197 147L198 148L200 147L199 148L200 151H199V149H197ZM239 147L240 148L242 147L241 150L239 149ZM89 148H91V149H89ZM179 148H181V150ZM182 148L184 149V151H182L183 150ZM190 148H192V149H190ZM194 148H195V150L193 151ZM216 148H217V150H216ZM77 149L79 150V152H76ZM201 149H203V150H201ZM204 149H206V150L204 151ZM214 149L217 152L220 149V151L218 153L221 152L220 153L221 156L218 153H216V151ZM87 150H88V152H87ZM186 150H187V152H186ZM188 150H189V152H188ZM190 150H191V152H190ZM209 150L210 151L214 150L215 152L213 151L214 152L213 153L211 151V153H210ZM222 151H224V152H222ZM227 151L230 154H228ZM207 152H208V154L209 153L210 154L206 155ZM225 154L226 155L228 154V155L226 156ZM217 156H219V158ZM59 158H60V160H59ZM70 162H72V163H70ZM208 162H209V165H208ZM88 164H90V165H88ZM106 164H108V165H106ZM145 164L144 165L146 167L144 166L143 170L149 171L150 167L148 166L147 163H145ZM166 165H168V166L166 167ZM260 166L262 167L263 164ZM95 167L98 168L97 166H95ZM95 167H94V170H96ZM109 168H111V169H109ZM236 168L238 170H236ZM98 169H97L98 172L95 171L97 173L94 172V174H97L99 179L105 180V178H106L105 175H103L104 177H99L100 176L99 172L100 173L103 172L101 169H104V168L99 169L101 171H99ZM120 169H122V168H120ZM232 169H234V170H232ZM94 170H92V172ZM245 170H243L241 172L239 171V172L248 176L249 171L247 173ZM193 172L195 174H193ZM102 174H104V173H101V175ZM242 174H240V175H242ZM106 175L109 176V173ZM234 176H233V179L234 178L237 179V177L238 178L240 177L239 175L237 177L236 176L234 177ZM110 177H108V178L110 179ZM201 177L203 179H201ZM108 178H106V179H108ZM206 178H207V181H206ZM242 178H243V180L246 179L245 176H243ZM126 179H129L128 176ZM184 179H186V180H184ZM121 182H125V181H121ZM121 182H118V183L121 184ZM126 182L127 183L121 184L122 187L120 185V187H121L120 189L125 188L126 187L125 184H126L127 186H129V187H126L128 190L125 188L122 190V192L121 191L120 192H121V194H124L127 196L130 195V197H132L133 194H135V196H136V192L138 194L139 191H140V194L143 195L145 193L144 191H146L147 187H148L147 184L146 185L144 184L145 183L144 177L138 178L136 181L133 180V183H131L132 181H126ZM112 183L114 185L117 184V182L115 183V181H113ZM138 183H140V185H138ZM109 184H111V183L110 182L105 183L106 187ZM113 184L109 185L110 187L109 188L107 187L108 189H104L100 185L99 189H96V190H98V191L100 190V192H101V190H103V191L108 190L109 191L113 187L112 186ZM202 184L203 185L206 184L207 186L205 185L206 186L205 187ZM26 185L27 184H24V186H26ZM230 185H231V187H230ZM210 186H212V187H210ZM207 187H209L210 189L209 188L207 189ZM203 188H205V189H203ZM129 189L131 190V192ZM126 190H127V192H126ZM132 190L134 192H132ZM189 190H186V191H189ZM233 190H235V191L233 192ZM212 191L214 192V194ZM215 191H217V192H215ZM100 192H99V195H100ZM211 192H212V194H211ZM224 192H226V194H224ZM103 194H104V192H103ZM103 194L98 196L100 200L102 199L100 197H102ZM111 194H110V196L112 198L113 194L112 195ZM234 194H235V196H234ZM3 195H4V192H3ZM3 195L1 197H3ZM226 195H227V198H226ZM104 196H103V198H105V199H111L110 196H106V194ZM133 197H134V195H133ZM112 202H108V203H105L103 205H98V207H100V209L102 210L101 211V214H102L101 217H103L107 214L120 215V211L117 208V203L116 202L112 203ZM95 204L96 203L93 201L90 202V208L94 207ZM4 213H7V210H4ZM81 216L86 218V219L90 218L88 216V210L85 211L84 213H82ZM245 231L246 232H243L245 234L241 233L242 236H240L241 234L239 235V237L237 238L238 240L237 239L236 240L234 239V241L232 240L233 242H231V244H228L227 248L225 246L226 249L225 248H224L225 250L222 249L224 251L219 250V252L217 251L218 253L214 251V252H210V253L206 254L205 257H203L204 263L208 264L211 262L210 264H212V263H215V264H218V263H221V264L222 263L223 264L224 263H226V264H231V263L237 264V263H240L241 261H243L245 258H246V260L251 261L252 258H255L253 256L255 254H256V258H257V256L260 255V253H258V252H261V254H264L262 252V251H264V217L254 221ZM221 253H223V254H221ZM250 257H252V258H250ZM259 258H261V256ZM70 261H72V260H70ZM72 262H73V264H77V263L82 264V262H78L77 260H73ZM186 262H188V261H186ZM184 264H189V262L188 263L184 262ZM190 264H192V263H190Z\"/></svg>",
    "mask_w": 264,
    "mask_h": 264
},
{
    "label": "crops",
    "instance_id": "3",
    "mask_svg": "<svg viewBox=\"0 0 264 264\" xmlns=\"http://www.w3.org/2000/svg\"><path fill=\"white\" fill-rule=\"evenodd\" d=\"M8 150V145L5 139L0 137V166L9 167L5 175H0V197L3 195L5 189L14 186L17 183L21 182H38L42 181L47 176V171L43 168L37 169H15L14 166L19 164V159L14 156H6L4 153ZM98 211V212H97ZM101 209L100 207H92L88 210V216L90 218L101 217ZM88 218V219H90ZM3 235H0V238ZM21 264H73L70 260L59 261L58 263H51L47 260L43 259H32L22 262Z\"/></svg>",
    "mask_w": 264,
    "mask_h": 264
},
{
    "label": "trees",
    "instance_id": "4",
    "mask_svg": "<svg viewBox=\"0 0 264 264\" xmlns=\"http://www.w3.org/2000/svg\"><path fill=\"white\" fill-rule=\"evenodd\" d=\"M2 238V237H1Z\"/></svg>",
    "mask_w": 264,
    "mask_h": 264
}]
</instances>
